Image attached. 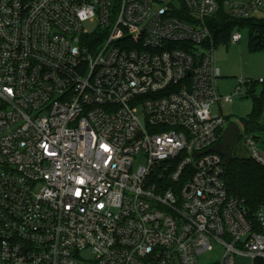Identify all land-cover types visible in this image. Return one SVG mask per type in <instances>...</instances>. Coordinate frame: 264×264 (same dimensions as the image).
<instances>
[{"label": "built area", "instance_id": "built-area-1", "mask_svg": "<svg viewBox=\"0 0 264 264\" xmlns=\"http://www.w3.org/2000/svg\"><path fill=\"white\" fill-rule=\"evenodd\" d=\"M219 6L0 0V264H201L214 243L217 264H264V206L229 192L211 150L230 124L212 105L234 101L217 87Z\"/></svg>", "mask_w": 264, "mask_h": 264}, {"label": "rangeland", "instance_id": "rangeland-1", "mask_svg": "<svg viewBox=\"0 0 264 264\" xmlns=\"http://www.w3.org/2000/svg\"><path fill=\"white\" fill-rule=\"evenodd\" d=\"M263 12H256L254 15H262ZM92 28V24L89 26ZM233 31L241 33L242 39L239 42H229L217 45L215 53V64L220 68L221 76L217 80V87L221 94H233V102H216L212 105L213 114L224 115L228 120L237 122L241 127L239 140L236 142L235 154L239 157H251L255 148L264 156V133L255 130L247 131L241 122V118L248 117L253 111V97L248 94V84L241 87L242 93L236 94L241 78L257 81L264 78V51H252L249 47V29L236 26ZM262 86L259 85L256 94L261 93ZM259 136V139L255 137ZM254 139L255 144L249 140ZM142 160H138L136 165ZM223 247L214 243V249L203 253L200 256L201 264H216L221 261ZM251 261L245 257H237L236 264H250Z\"/></svg>", "mask_w": 264, "mask_h": 264}, {"label": "trees", "instance_id": "trees-1", "mask_svg": "<svg viewBox=\"0 0 264 264\" xmlns=\"http://www.w3.org/2000/svg\"><path fill=\"white\" fill-rule=\"evenodd\" d=\"M218 2L219 9L209 20L216 44L229 43L231 33L236 26L247 27L250 50L264 51V12L262 15L237 18L227 11L223 0ZM248 85V94L253 97V111L248 117L241 118V122L247 131L264 133V81L260 83L254 80ZM259 85L262 86V90L257 95L256 90ZM239 135L235 146L240 138ZM234 151L230 163L224 165L223 178L229 192L244 198L250 210L256 211L264 206V164L252 157H239Z\"/></svg>", "mask_w": 264, "mask_h": 264}, {"label": "water", "instance_id": "water-1", "mask_svg": "<svg viewBox=\"0 0 264 264\" xmlns=\"http://www.w3.org/2000/svg\"><path fill=\"white\" fill-rule=\"evenodd\" d=\"M240 132V125L235 121H231L222 135V141L218 142L211 148V150L217 151L225 157L226 165L230 163L233 157L235 141Z\"/></svg>", "mask_w": 264, "mask_h": 264}]
</instances>
